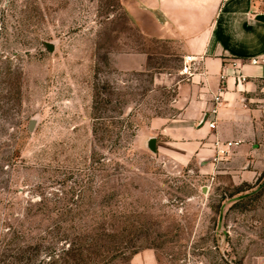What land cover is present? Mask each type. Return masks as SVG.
<instances>
[{
    "label": "rangeland",
    "instance_id": "obj_1",
    "mask_svg": "<svg viewBox=\"0 0 264 264\" xmlns=\"http://www.w3.org/2000/svg\"><path fill=\"white\" fill-rule=\"evenodd\" d=\"M182 58L120 0H0V264H264L252 162L146 146Z\"/></svg>",
    "mask_w": 264,
    "mask_h": 264
},
{
    "label": "crops",
    "instance_id": "obj_2",
    "mask_svg": "<svg viewBox=\"0 0 264 264\" xmlns=\"http://www.w3.org/2000/svg\"><path fill=\"white\" fill-rule=\"evenodd\" d=\"M120 4L143 36L178 43L182 49L183 64L174 74L181 76L173 102L177 113L153 118L161 139L157 145L179 160L191 154L212 165L226 155L250 160L252 168L244 171L245 176L264 175V21L256 18L264 15V1L120 0ZM188 55L195 64L186 76L182 68ZM145 61L143 55L132 65L140 69ZM217 94L216 126L211 129L208 120L213 116L208 111Z\"/></svg>",
    "mask_w": 264,
    "mask_h": 264
},
{
    "label": "built area",
    "instance_id": "obj_3",
    "mask_svg": "<svg viewBox=\"0 0 264 264\" xmlns=\"http://www.w3.org/2000/svg\"><path fill=\"white\" fill-rule=\"evenodd\" d=\"M262 1H264V0H262ZM184 61H185V65L182 68V72L185 75L187 74L186 76H189L191 74L189 71L194 66L195 61L192 59V57L190 55L186 56L185 59H184ZM253 62H255V61H253ZM219 98H220V95L219 94H217V95L214 96V104L211 107V109L208 111L209 114H211L213 116V119L208 120V126L211 129H214L215 126H216V120H215V118H216V115H217V106H218V103H219L218 102L219 101Z\"/></svg>",
    "mask_w": 264,
    "mask_h": 264
},
{
    "label": "water",
    "instance_id": "obj_4",
    "mask_svg": "<svg viewBox=\"0 0 264 264\" xmlns=\"http://www.w3.org/2000/svg\"><path fill=\"white\" fill-rule=\"evenodd\" d=\"M257 19L261 20V21H264V15L263 14H258ZM44 45L45 47L52 53L55 51L56 49V45H57V41H44ZM37 121V118L36 117H33L31 120H30V125L31 127H33V125L36 123ZM156 139L155 137H149L146 141V146L147 148L152 151V152H155L156 151Z\"/></svg>",
    "mask_w": 264,
    "mask_h": 264
},
{
    "label": "trees",
    "instance_id": "obj_5",
    "mask_svg": "<svg viewBox=\"0 0 264 264\" xmlns=\"http://www.w3.org/2000/svg\"><path fill=\"white\" fill-rule=\"evenodd\" d=\"M68 249L69 250L67 252V255L70 256V258H71V255H77V257L78 256L80 257L79 260L77 258L73 259V260H78V261H76V262H78L77 264H87V259L83 257L84 255L82 252L83 250H87L86 248H84L82 245L77 243L73 246V248H71V245H69ZM90 254H92V252H90ZM66 262H68V261H66Z\"/></svg>",
    "mask_w": 264,
    "mask_h": 264
}]
</instances>
